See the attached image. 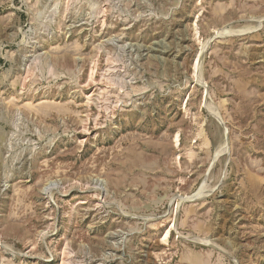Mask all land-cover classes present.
<instances>
[{
    "label": "rangeland",
    "instance_id": "1",
    "mask_svg": "<svg viewBox=\"0 0 264 264\" xmlns=\"http://www.w3.org/2000/svg\"><path fill=\"white\" fill-rule=\"evenodd\" d=\"M0 264H264V0H0Z\"/></svg>",
    "mask_w": 264,
    "mask_h": 264
}]
</instances>
